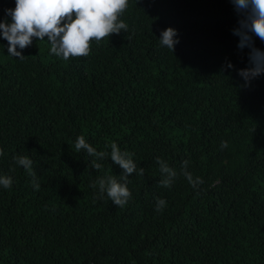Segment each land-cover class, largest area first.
<instances>
[{
    "label": "trees",
    "instance_id": "1",
    "mask_svg": "<svg viewBox=\"0 0 264 264\" xmlns=\"http://www.w3.org/2000/svg\"><path fill=\"white\" fill-rule=\"evenodd\" d=\"M15 6L0 0V20ZM121 19L127 33L67 61L35 38L13 58L0 36V175L13 181L0 186V264H264V75L250 87L238 75L249 49L237 47L233 5L129 0ZM168 27L174 53L158 41ZM81 135L144 169L126 206L97 198V178L122 169L77 153ZM18 155L33 161L38 191ZM157 157L177 173L189 161L199 191L183 175L160 187Z\"/></svg>",
    "mask_w": 264,
    "mask_h": 264
},
{
    "label": "clouds",
    "instance_id": "2",
    "mask_svg": "<svg viewBox=\"0 0 264 264\" xmlns=\"http://www.w3.org/2000/svg\"><path fill=\"white\" fill-rule=\"evenodd\" d=\"M238 17V27L232 30L233 35L239 37L237 47L240 50L249 49L248 67L238 70V75L244 81V87H250L251 82L264 75V50L255 46L253 37L264 42V0H229ZM15 8L5 9L6 17L0 20V36L8 42V55L23 60V50L32 46L33 39L47 40L50 44V54L65 61L69 59L88 57L91 54V43L100 44L104 38L110 39L112 34L119 35L121 31L127 33L129 25L121 17L129 7V0H15ZM178 32L172 27L161 31L158 39L161 47L174 53L179 43ZM20 49L19 51L17 49ZM232 68L231 63L225 65ZM224 69H222L223 71ZM221 149L227 147L226 141H221ZM110 153L97 151L88 143L83 135L75 141L77 153L83 151L90 157L103 160L110 157L113 164L122 169L119 178L114 175H105L97 178L91 185L97 188V198L103 199L105 195L117 207H124L132 198L128 188L129 177L132 174L144 175V169H137L132 154L121 151L117 143L110 145ZM0 148V156H3ZM92 160L95 170H100L102 164ZM14 162L22 166L32 177L34 190H39L35 172L32 170L33 161L28 156L18 155ZM161 179L159 186L171 188L178 175H183L189 185L199 191L203 179L193 176L188 171L189 161L184 160L180 173L171 168L168 163L157 157ZM10 176L0 175V186L10 189L12 186ZM166 207V201L156 198L155 211L160 213Z\"/></svg>",
    "mask_w": 264,
    "mask_h": 264
}]
</instances>
